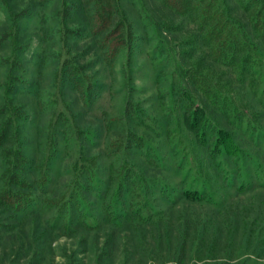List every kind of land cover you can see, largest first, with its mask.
I'll return each instance as SVG.
<instances>
[{"label":"rangeland","instance_id":"rangeland-1","mask_svg":"<svg viewBox=\"0 0 264 264\" xmlns=\"http://www.w3.org/2000/svg\"><path fill=\"white\" fill-rule=\"evenodd\" d=\"M81 3L51 0L41 22H22L27 76L16 101L27 113L31 179L46 172V197H68L81 157L79 164H94L103 192L109 186V216L97 201L98 228L56 232L42 244L31 241L33 219L0 231V264H27L34 250L33 264H264V66L240 75L238 65L215 62L211 48L188 45L197 37L192 20L159 0H120L136 38L108 59ZM7 29L0 16V36ZM9 53L5 40L0 58ZM192 76L209 81L207 89ZM196 108L205 114L197 131L189 127ZM218 129L230 132L237 154L214 151ZM125 172L128 184H143L117 196ZM187 191L200 199L188 200ZM39 213L42 229L53 212L42 203Z\"/></svg>","mask_w":264,"mask_h":264},{"label":"trees","instance_id":"trees-1","mask_svg":"<svg viewBox=\"0 0 264 264\" xmlns=\"http://www.w3.org/2000/svg\"><path fill=\"white\" fill-rule=\"evenodd\" d=\"M19 1L0 0V16H3L8 22L7 31L0 36V46L6 40L10 47L9 55L0 58V67L5 68V79L3 83H0L2 91L0 95V170L2 181L0 216L3 217L0 220V231L16 230L24 222L33 219L31 241L42 244L48 240V236L51 237L56 232H63L62 234L66 235L69 231L77 232L80 229L98 228L101 218H98L94 213L97 201L102 202L108 216L107 211L112 204L106 195L109 186L107 185V189L103 192V188L97 183V171L94 164L87 162L79 164L81 157L74 165L75 175L68 197L63 196L57 201L46 197L48 192L43 189L44 183L48 180L46 172L37 180L31 179L33 166L24 153L25 140L22 136V125L27 120V113L25 107L16 101V94L23 88L26 81L27 70L23 57L29 46V39L22 34L21 24L34 16L41 22L43 10L51 0H28L26 5L17 8L16 3ZM58 1L61 7L65 4V0ZM159 1L178 16L192 20L196 25L197 37L192 41L190 39L188 45L211 48V56L215 62L227 66L238 65L240 75H252L258 69H263L264 51L262 52L256 43L257 41L262 42L264 48V0ZM85 2L92 12L94 22L92 33L102 38L101 44L106 49L108 59L113 58L125 43L129 46L134 42L136 37L132 28H129L130 23L128 26L124 25L125 18H123L124 12L121 10L120 0H82L81 8L85 6ZM73 4L72 1L69 2V6ZM69 6L68 8H71ZM113 18L117 19V23L110 29L109 25ZM61 22L65 23L64 20ZM162 25L166 29L173 28L167 23H162ZM179 68L183 72L187 71L183 67ZM189 79L194 85L198 84V87L200 83L202 90L207 89L206 86L210 84L209 81L202 80L206 83L203 84L193 76ZM214 94L211 95L213 99H217V96L220 95L217 92ZM203 118H205V114L202 109L196 108L192 112L189 127L197 131L198 121ZM202 137L203 135L201 143H204ZM220 147L230 156L239 152L233 144L230 132L225 129H218L214 151H218ZM83 160L87 161L85 158ZM127 176L128 174L125 172L124 177L119 181V185H123L118 187L117 196L125 192V189H128L127 191L130 193V186L133 187L132 193H135L141 187L137 185L143 184L139 181L128 184L125 181ZM149 182L146 180L144 184L147 185ZM151 184L154 187L156 183ZM146 188L150 189L147 186ZM185 196L188 200L200 199L196 191H187ZM42 203L44 207L52 210L53 215H51V219L48 218L44 221V226L40 229L38 217L41 215L39 205ZM118 204L116 206V201L113 203L122 211L124 202L119 201ZM111 219L115 221L117 217L114 216ZM36 251H33L27 264L35 262V254H39Z\"/></svg>","mask_w":264,"mask_h":264}]
</instances>
